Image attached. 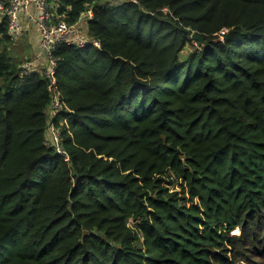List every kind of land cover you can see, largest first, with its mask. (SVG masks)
<instances>
[{
    "label": "trees",
    "instance_id": "trees-1",
    "mask_svg": "<svg viewBox=\"0 0 264 264\" xmlns=\"http://www.w3.org/2000/svg\"><path fill=\"white\" fill-rule=\"evenodd\" d=\"M49 1L91 42L52 116L1 18L0 264H264V0Z\"/></svg>",
    "mask_w": 264,
    "mask_h": 264
},
{
    "label": "built area",
    "instance_id": "built-area-1",
    "mask_svg": "<svg viewBox=\"0 0 264 264\" xmlns=\"http://www.w3.org/2000/svg\"><path fill=\"white\" fill-rule=\"evenodd\" d=\"M93 16V10L89 9L74 24L64 20L54 22L52 3L49 0H0V19L3 17L8 19L10 34L15 41L27 34L30 25L35 26L40 33V45L45 60L42 63L39 56L24 59L20 64V78L24 79L36 71H42L50 78L52 82L50 89L54 95L52 116L61 111L64 105L62 93L55 85L58 59L54 52L60 45L84 47L90 43L91 39L86 31L88 27L85 26ZM94 43L100 45V41ZM50 129L56 130L53 123ZM59 150L63 152L61 147Z\"/></svg>",
    "mask_w": 264,
    "mask_h": 264
},
{
    "label": "crops",
    "instance_id": "crops-1",
    "mask_svg": "<svg viewBox=\"0 0 264 264\" xmlns=\"http://www.w3.org/2000/svg\"><path fill=\"white\" fill-rule=\"evenodd\" d=\"M86 27H88V24L85 26V28ZM86 31H88V29H86ZM25 36L27 38V44L20 43L21 45H23V47L28 49V54L30 56L26 55L25 58H35L39 56L40 59H42V63H43V61L45 60V55L41 50V45H40L41 37L38 29L35 26L30 25L28 28V32Z\"/></svg>",
    "mask_w": 264,
    "mask_h": 264
},
{
    "label": "rangeland",
    "instance_id": "rangeland-1",
    "mask_svg": "<svg viewBox=\"0 0 264 264\" xmlns=\"http://www.w3.org/2000/svg\"><path fill=\"white\" fill-rule=\"evenodd\" d=\"M115 1L121 2L122 0H115ZM20 43L21 44H27L26 36H23L21 39L16 40L15 42H13L11 44V49L15 52L16 57L22 62L24 59H26L25 58L26 55H28V56H30V55L28 54V49L23 47V45H21ZM50 131L52 133V140L54 142L61 141V134H60V130L59 129H56V130H53V131L50 129ZM229 233L232 236H235V235H239L241 233V231L237 228V229H234V230L230 231Z\"/></svg>",
    "mask_w": 264,
    "mask_h": 264
},
{
    "label": "water",
    "instance_id": "water-1",
    "mask_svg": "<svg viewBox=\"0 0 264 264\" xmlns=\"http://www.w3.org/2000/svg\"><path fill=\"white\" fill-rule=\"evenodd\" d=\"M192 38L194 39V40H196V41H199V42H201L203 45L204 44H206V42H205V40H204V37L201 35V34H199L198 32H193V34H192Z\"/></svg>",
    "mask_w": 264,
    "mask_h": 264
}]
</instances>
